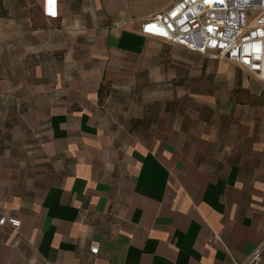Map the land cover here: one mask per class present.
<instances>
[{
	"label": "crops",
	"instance_id": "0c3cea01",
	"mask_svg": "<svg viewBox=\"0 0 264 264\" xmlns=\"http://www.w3.org/2000/svg\"><path fill=\"white\" fill-rule=\"evenodd\" d=\"M177 1L0 0V219L21 221L0 264H236L264 243V83L118 86L149 40L178 54L140 34Z\"/></svg>",
	"mask_w": 264,
	"mask_h": 264
},
{
	"label": "built area",
	"instance_id": "2783aa9c",
	"mask_svg": "<svg viewBox=\"0 0 264 264\" xmlns=\"http://www.w3.org/2000/svg\"><path fill=\"white\" fill-rule=\"evenodd\" d=\"M145 38L162 40L212 61H226L264 83V0H178L141 24ZM21 228L17 218L0 225ZM214 240L222 242L219 235ZM99 245L90 252L98 255ZM264 264V243L244 263Z\"/></svg>",
	"mask_w": 264,
	"mask_h": 264
},
{
	"label": "rangeland",
	"instance_id": "374dc122",
	"mask_svg": "<svg viewBox=\"0 0 264 264\" xmlns=\"http://www.w3.org/2000/svg\"><path fill=\"white\" fill-rule=\"evenodd\" d=\"M148 42L151 50L155 52L134 60L133 64L138 66V69L125 70L122 73L125 78H122L121 84L118 85L123 92L134 94V97H131L133 102H142L148 98L169 99L174 93L183 95L189 87L203 89L204 85L211 81L210 78H214L213 82L217 83V87L218 85L230 87L224 82L227 81L225 78L237 77L240 73L247 74L228 62L225 64L229 70L220 71L217 67L219 62L183 49H178V54L159 53L156 48L157 42L151 40ZM198 102L200 101L195 103ZM182 103L186 101L182 100ZM193 103L191 102L192 106L196 108V104Z\"/></svg>",
	"mask_w": 264,
	"mask_h": 264
}]
</instances>
